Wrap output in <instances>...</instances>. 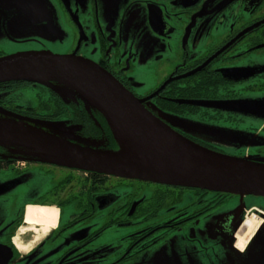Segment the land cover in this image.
Masks as SVG:
<instances>
[{
	"label": "flooded vegetation",
	"instance_id": "flooded-vegetation-1",
	"mask_svg": "<svg viewBox=\"0 0 264 264\" xmlns=\"http://www.w3.org/2000/svg\"><path fill=\"white\" fill-rule=\"evenodd\" d=\"M16 1L30 13L55 10L59 34L51 33L50 42L33 38L35 48L9 54L0 49V57L33 50L76 55L111 74L149 113L179 134L221 151L187 133L173 118L192 115L202 124L251 132L243 157L257 159L264 152V118L246 111V102L236 101L243 94L264 91V74L241 77L226 72L246 55L264 57V0ZM8 42L15 45L20 40ZM24 88L1 85L0 108L29 116L37 108ZM192 90L201 94L192 96ZM216 100H231L234 106L223 110L199 104ZM66 107L72 112L60 117L63 107L48 112L44 103L34 118L72 124L74 136L85 143L102 140L96 131L100 127L92 120L84 122L86 111L80 105ZM72 140L68 141L75 144ZM24 156L0 148V172L24 171L35 163L56 183L46 192L50 200L24 203L17 219L0 230V244L11 250L7 264H156L151 257L171 236V259L177 264H264V197L129 179ZM27 204L54 205L59 213L55 228L21 252L12 238L23 224ZM64 205H69L66 215ZM250 216L258 220L252 231ZM247 222L250 230L244 229ZM127 228L130 233L124 235ZM112 229L123 232L114 250L105 238ZM32 232L28 244L35 241ZM240 239L243 246L237 243Z\"/></svg>",
	"mask_w": 264,
	"mask_h": 264
},
{
	"label": "water",
	"instance_id": "water-1",
	"mask_svg": "<svg viewBox=\"0 0 264 264\" xmlns=\"http://www.w3.org/2000/svg\"><path fill=\"white\" fill-rule=\"evenodd\" d=\"M10 79L37 82L60 94L77 95L107 118L119 149L101 152L73 144L58 133L54 136L25 124L20 119L26 117L7 111L0 117L2 146H12L42 162L129 179L264 197V162L227 155L179 134L149 113L111 74L87 59L49 50L17 52L0 57V81ZM119 125L145 151L139 163H117L122 153ZM10 256V248L0 244V264H7Z\"/></svg>",
	"mask_w": 264,
	"mask_h": 264
},
{
	"label": "rangeland",
	"instance_id": "rangeland-1",
	"mask_svg": "<svg viewBox=\"0 0 264 264\" xmlns=\"http://www.w3.org/2000/svg\"><path fill=\"white\" fill-rule=\"evenodd\" d=\"M45 9L47 11L38 9L30 13L27 7L24 6L22 8L16 0H0V49L3 50L5 54H9V52L21 48H35L37 44L32 41L35 37L45 39L49 42L53 41L54 37L52 38V35L55 33L57 37L59 34L58 28L54 24L57 22V14L53 9L51 11L47 8ZM15 38H19L20 42L15 45L9 44L8 40ZM56 39L57 38H55V40ZM53 47L55 48L56 46ZM226 72L233 76L240 75L241 77L262 75L264 74V57L260 58L255 54L246 55L244 58L235 62L230 71ZM237 99L236 101L247 103L249 109L246 108V111H249L251 115L264 118V91L243 94ZM199 104L204 107L222 108L223 110H230L234 106L231 100H216L213 102L208 101L207 103L201 101ZM4 112L5 110L0 108V117L4 115ZM223 113L227 114L232 112L224 111ZM18 116L22 117L21 115ZM173 118L187 133L193 134L203 141L214 145L217 149L221 150L219 152L231 156H243L241 150L245 147L248 138H250L252 134L245 130L227 129L222 126V124H202L203 122L198 121L197 118L192 115L175 116ZM20 121L38 127L48 132L47 134L56 136V133H58V135H60L59 137L63 140L72 138V141L76 145L86 142L85 139L82 140V138L74 136L75 134L72 133L74 126L72 124L66 127L63 121L57 122L52 120L32 119L29 118V116L20 119ZM24 157L29 159L27 155ZM256 158L258 161L264 162V152L258 154ZM53 181L54 178L51 176L50 172H46L44 167L39 164L35 165V163L27 166L24 171L7 169L0 172V230L6 227L11 221L17 219L24 203L29 201L50 200L51 196L46 192L52 184L54 185L56 183V181ZM68 208L69 205L63 206V215L67 214ZM129 229L130 228L125 229L124 235L130 233ZM25 232L20 236L23 239L20 240L22 244H28L29 239H32L28 236L29 232ZM121 234H123V232L120 233L114 231V229L107 231L105 238L106 241L110 243L111 250L116 249L117 245L121 243V239H119ZM173 238L174 236H171L167 241L161 244V247H163L162 251H155L151 257L156 264H165L166 262L177 264L171 259V249H175ZM30 243L32 244V242ZM34 243L35 241L33 244ZM157 248L159 247H155V249ZM144 257L139 258V260H142ZM111 258L110 256V259Z\"/></svg>",
	"mask_w": 264,
	"mask_h": 264
},
{
	"label": "trees",
	"instance_id": "trees-1",
	"mask_svg": "<svg viewBox=\"0 0 264 264\" xmlns=\"http://www.w3.org/2000/svg\"><path fill=\"white\" fill-rule=\"evenodd\" d=\"M1 85H5L7 89H9V88L18 89V88L26 87V89L25 88L24 89L28 92V93L27 92L26 93L31 96L32 104L35 105V107L37 109H40L41 105H43L44 103H46V105H47V108H48L47 111L48 112L50 111V109L56 108L57 110H60L63 107L64 110L60 111L62 114V116H60V117L67 116L66 111H68V113L72 112V110L71 111L67 110L66 106L71 105L72 108L76 109V105L77 104L80 105V109L82 107L83 110L86 111V113L83 112L85 114L84 115L85 116L84 122L90 123L93 121V123L96 124L97 127H100V129H96L97 134H102V140L99 139L96 142H95V140H92L95 143L94 142H91V143L88 142V143L82 144V146L87 145L88 147H90L92 149H96V150L101 151V152H116V151H118L119 147H118V143L116 141L115 131H114V128L112 127V125L110 124V122L103 115V113H101L98 109L88 105L87 102L80 99L77 95L71 94L68 92H65L64 94H60V93H57L56 91H54L48 85L37 83V82H32V81L21 80V79L3 80V81H0V86ZM176 93H178V92H176ZM188 93L192 96H195V95H200L201 91L200 90H192V91H188ZM37 109H33L32 113L29 114V118L38 119V118H34L36 115L34 112L38 111ZM5 111H7V110H5ZM7 112H10V111H7ZM10 113L15 114L13 112H10ZM16 115H19V114H16ZM21 116L26 117L25 115L24 116L21 115ZM77 116L82 118V116H80V115H77ZM41 120H43V119H41ZM82 122H83V119H82ZM0 148L5 149V150H10V151L15 149L12 146L11 147H5L2 145H0ZM15 150L17 151V149H15ZM15 160H17V159H15ZM41 205H43V204H41Z\"/></svg>",
	"mask_w": 264,
	"mask_h": 264
},
{
	"label": "bare ground",
	"instance_id": "bare-ground-1",
	"mask_svg": "<svg viewBox=\"0 0 264 264\" xmlns=\"http://www.w3.org/2000/svg\"><path fill=\"white\" fill-rule=\"evenodd\" d=\"M120 135H121V145H122V153L121 159L117 161V163L125 165H134L133 163H139V159L143 157L142 151H144L131 133L119 125ZM145 152V151H144ZM58 208L54 205H38V204H31L26 205L25 209L23 210V219L24 224L18 228L15 232V235L12 238L13 244L17 247L18 250L21 252H25L28 250L29 246L32 244L24 245L20 241V236L27 231H33L35 233L34 239L36 241H40L45 235L48 234L53 228H55L57 221H58ZM251 215V214H250ZM254 216L248 217V219L252 223V229L258 224V220L255 221ZM248 223V222H247ZM254 223V224H253ZM245 225V224H244ZM242 229V228H241ZM244 229L250 230L249 223L248 225L244 226ZM32 232V233H33ZM26 233V232H25ZM25 235V234H24ZM23 235V237H24ZM32 235V234H31ZM23 240V239H22ZM38 243V242H37ZM238 244L243 246L242 240L240 239ZM36 245V244H35Z\"/></svg>",
	"mask_w": 264,
	"mask_h": 264
}]
</instances>
